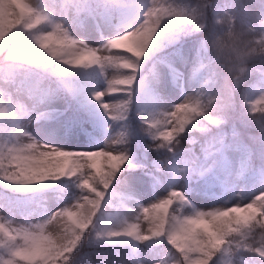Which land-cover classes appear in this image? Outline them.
<instances>
[{"label":"clouds","instance_id":"1","mask_svg":"<svg viewBox=\"0 0 264 264\" xmlns=\"http://www.w3.org/2000/svg\"><path fill=\"white\" fill-rule=\"evenodd\" d=\"M4 7L0 5V9ZM27 15L34 27L20 28L7 36L0 32V122H8L0 128V145L17 142L22 136L33 138L20 129L38 118L54 95L56 78L68 71L38 46V39L48 38L53 46L71 51L76 46L92 47L79 33L117 27L121 31L110 37L114 47L134 41L144 53L143 61L147 57L161 62L159 54L171 45L199 37L187 80L189 90L180 103L155 104L163 111L190 104L191 117L171 144L153 142L149 146L157 159L146 174L162 185L183 182L188 192L192 184H218L231 191L230 199L235 201L227 210L228 218L242 224L254 203H264L259 195L243 204L238 199L253 187L264 188L257 183L249 188L250 182L264 177V128L253 123L264 119V113L249 115L238 104L239 97L253 85L264 84V0H29ZM5 23L0 17V27ZM29 48L34 55L28 53ZM256 146L258 152L254 151ZM244 161L247 167L242 171ZM120 174L111 178L113 192L124 191L127 181L120 180ZM14 189L26 197L44 191L38 186ZM131 194L136 195L132 187ZM162 215L169 235L173 234L177 229L169 222L167 207ZM250 225L244 236L232 237L225 251L213 253L198 244L207 258L202 264H264V255L256 254L264 252V213ZM50 226L53 235L61 233L60 221ZM183 231L179 229L181 234ZM163 234V229L158 232ZM149 242L150 237L98 238L95 231H86L79 246L68 254L67 264H149L147 257L137 252L140 245ZM93 254L103 259L92 261ZM166 264L182 262L168 257Z\"/></svg>","mask_w":264,"mask_h":264},{"label":"snow or ice","instance_id":"2","mask_svg":"<svg viewBox=\"0 0 264 264\" xmlns=\"http://www.w3.org/2000/svg\"><path fill=\"white\" fill-rule=\"evenodd\" d=\"M0 5L5 6L0 9V17L6 21L0 27L4 36L20 28L34 27L27 15L29 0H0ZM110 39L98 48L85 45L76 46L71 51L53 46L48 38L38 39L36 43L68 70L98 68L104 75L106 87L103 91H95L92 99L109 120L124 128L134 100L138 95L143 97L150 85L155 84V74L140 79L137 87L144 53L137 49L134 41L114 47ZM28 53L35 54L31 48ZM173 72L180 79L175 69ZM61 75H67V72ZM106 96H119L121 99L106 102ZM238 104L246 108L249 115L257 111L264 113V107H257L264 106V84L253 85L239 97ZM192 111V106L187 103L167 111L157 110L154 104L150 110L139 115L144 132L154 143L164 146L171 144L174 136L184 130ZM253 123L264 128V119L257 118ZM128 144L127 132L122 130L106 141L103 148L90 152L71 151L25 136L17 142L0 145V182L6 186L36 187L69 180L77 189L70 203L36 223L26 218L22 225H17L9 218L14 214L0 207V211L7 213L0 216V264H67L68 254L79 246L86 231H95L98 238H119L121 235L132 239L150 237L152 242L159 241L168 246L162 250L167 252V257L161 260V264H166L168 257L178 258L182 264H202L207 258L201 254L198 244L213 253L225 251V245L233 236H244L250 230V221H256L264 213V203H254L247 210L242 224L238 219L228 218L227 210L234 206L231 200L219 207L197 209L189 199L184 184L162 185L155 179L154 196L157 190L163 195L156 196L146 205L135 199L127 182L122 186L124 191L113 192L111 178L126 168H132ZM246 167L247 162H242V171ZM27 179L33 183H23ZM256 183L264 184V177L258 178ZM101 191H104L103 196ZM262 193L264 188L253 187L248 190L247 196L238 198L239 203H247L257 195L264 201ZM166 207L169 222L177 229L171 235L162 215ZM248 214H251L250 217ZM56 221L62 225L59 235L49 231V226ZM180 228L184 229L182 234ZM162 229L164 234L158 235ZM169 239L171 244H168ZM256 254L264 255V252Z\"/></svg>","mask_w":264,"mask_h":264},{"label":"rangeland","instance_id":"3","mask_svg":"<svg viewBox=\"0 0 264 264\" xmlns=\"http://www.w3.org/2000/svg\"><path fill=\"white\" fill-rule=\"evenodd\" d=\"M120 31L121 29L117 27L107 30L100 28L90 33H79V35L86 39L90 46L98 48L105 43L106 39ZM198 39L199 37H194L186 39L183 43L171 45L159 54L161 62L145 58L149 64L148 70L141 69L137 87L140 79L151 77L153 73L155 74V84L150 85L148 92L143 97L139 95L136 97L129 116H132L133 112L148 111L158 102H163L166 106L181 102L184 93L189 90L187 80L192 54ZM117 51L122 52L123 50ZM182 58H186V62ZM173 69L180 74V79L176 78ZM121 71L127 70L121 69ZM53 87H57L58 95L55 94L52 99L46 101L38 118L33 123L26 124L20 129L21 131L30 133L33 138L45 144L77 152L99 150L105 146L106 141L117 134L114 132L117 123L109 120L104 110L92 99V94L95 91H103L106 87L104 75L98 68L69 69L67 75L56 78ZM116 94L113 93V95ZM119 99H121L119 96L105 97L106 102ZM77 107H83L86 111H90L92 113L91 118L87 119L78 114ZM157 110L162 109L157 108ZM7 124V121L0 122V128L7 126ZM132 144L139 157L149 160L145 151L146 147L145 149L142 148L138 139H134ZM156 159H150L151 165L152 161ZM120 180L127 181L136 191L135 199L140 204L146 205L156 196L163 195L162 191L157 190L154 196L153 180L144 172H128ZM255 183L256 181L250 182L249 188ZM180 185H183V182ZM38 187L44 188V191L27 197L17 191L13 197H9L5 184L0 185V207L7 208L14 214L9 218L15 224H23L26 218L28 221L36 223L46 215H50L70 203L77 193L74 183L69 180ZM190 187L191 191L187 194L197 209L219 207L231 200L232 192L222 189L216 183L192 184ZM231 202L234 203L235 201L231 200ZM6 215L7 213L0 211V216ZM153 242L140 245L137 249L141 257H147L149 264L152 261H161L167 257V252L162 250L168 246L159 248Z\"/></svg>","mask_w":264,"mask_h":264},{"label":"trees","instance_id":"4","mask_svg":"<svg viewBox=\"0 0 264 264\" xmlns=\"http://www.w3.org/2000/svg\"><path fill=\"white\" fill-rule=\"evenodd\" d=\"M211 19H212V16L210 13L209 14V21H211ZM142 64H143L142 70H146L148 63L146 61H143ZM79 77H81V76H79ZM54 89H55L54 95L55 94L58 95V92L56 91L57 87ZM257 107L260 108V107H264V106L258 105ZM76 109L79 111L78 113L81 114L83 117H86L87 119L91 118V116H92L91 112L84 110V108H82V107H77ZM260 113L261 112L257 111L254 114L258 115ZM122 130L127 132V135L129 138L128 148H129V151L131 154L130 164L132 165V168L130 170L126 168L124 171H122L120 176H119V179L122 178L128 172H145V173L151 172L152 171V165L150 163V159L151 158H157V153L149 150V146L153 143V141L151 140L150 136H148L144 132L139 113L133 112L132 116L130 115L128 117V120L125 122L124 128H122L121 125L119 123H117L115 128H114V132L118 133ZM134 139L139 140L142 148L145 149V147H146L145 151L147 152V156H148L149 160H145V159H142L141 157H139L137 150L134 147H132V145H133L132 142ZM254 151L258 152V146H256L254 148ZM61 181H63V180H61ZM49 183L52 184L54 182H49ZM0 185H3V183L0 182ZM5 187H6V191L8 192V194L11 197L16 193V190L13 187L6 186V185H5ZM153 244L157 245L159 248H162L164 245H166V244L161 243L159 241H154ZM86 251L91 252L92 250L87 249ZM96 251L99 252V250H96ZM102 259L103 258L97 254H93L91 256L92 261L99 262Z\"/></svg>","mask_w":264,"mask_h":264}]
</instances>
